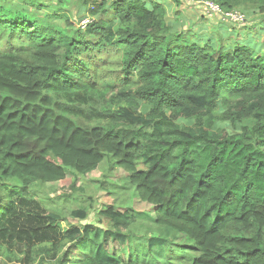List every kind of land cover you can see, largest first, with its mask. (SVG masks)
I'll list each match as a JSON object with an SVG mask.
<instances>
[{
	"label": "trees",
	"instance_id": "obj_1",
	"mask_svg": "<svg viewBox=\"0 0 264 264\" xmlns=\"http://www.w3.org/2000/svg\"><path fill=\"white\" fill-rule=\"evenodd\" d=\"M74 1L104 18L71 29L54 21L69 0H0V239L26 245L23 264H153L117 247L129 214L62 231L31 194L109 159L192 264H264V54L177 31L158 1ZM202 1L264 16V0Z\"/></svg>",
	"mask_w": 264,
	"mask_h": 264
},
{
	"label": "rangeland",
	"instance_id": "obj_2",
	"mask_svg": "<svg viewBox=\"0 0 264 264\" xmlns=\"http://www.w3.org/2000/svg\"><path fill=\"white\" fill-rule=\"evenodd\" d=\"M109 1L112 5L118 0ZM145 1L148 6L153 1L164 4L168 10L169 22L177 31L192 30L198 35L200 31L202 41L216 48L221 43L219 38H223L226 34L228 40H224V44L232 45L236 40L239 43L250 41L261 54H264V16L254 10L247 15L237 10L244 15V21L234 23L226 20L222 15L209 13L207 7L200 4L201 0H180V3L176 0ZM53 3L56 4V1ZM93 7L92 5L80 7L74 0H69L68 3L62 4L63 11L58 12V19L54 21L63 24L69 20L72 23L71 29H82L80 23L83 20L90 19V24H92L104 18L101 13L93 18L91 13ZM50 13L42 10L44 15ZM202 28L203 30H200ZM259 31L262 33L258 34ZM178 122L183 126L194 125V121L191 120H179ZM217 128H226L231 131L229 125H218ZM112 166L111 160L106 159L96 171L88 175H77L73 169H67L64 181L56 184L35 182L31 194L48 212L62 215L63 219L59 224V229L62 231L73 226L83 227L86 224H94L114 231L111 220L103 215L106 208L113 206L120 212L129 214L133 219L132 225L123 231L127 241L117 246L120 249L123 247L122 250H125L126 257H130V254L137 248L142 260H148L153 264H192V252L184 251L180 247L186 243L184 236L159 226L156 223V207L140 199L136 188L131 184L130 174L127 171L119 167L111 169ZM83 210L88 214L87 219L81 220L73 217L74 212ZM151 240H158L161 244L154 245L158 242H153L152 248L148 249ZM130 241L132 246H130ZM71 245L69 244L66 249ZM114 245L111 244L110 248L113 249ZM26 250L24 244L14 246L0 239V264H23L21 261L25 255L22 253ZM81 252L80 246L74 249L72 260H81L84 256Z\"/></svg>",
	"mask_w": 264,
	"mask_h": 264
},
{
	"label": "built area",
	"instance_id": "obj_3",
	"mask_svg": "<svg viewBox=\"0 0 264 264\" xmlns=\"http://www.w3.org/2000/svg\"><path fill=\"white\" fill-rule=\"evenodd\" d=\"M200 4H202L203 6L205 5L209 13H211L212 15H222L226 20L232 21L234 23L244 21V15H242V13L240 14V12L238 11L224 12L218 5L209 1H202L200 2ZM90 23V19H85L80 23V28L86 29Z\"/></svg>",
	"mask_w": 264,
	"mask_h": 264
}]
</instances>
